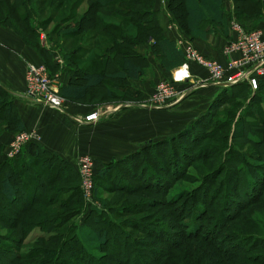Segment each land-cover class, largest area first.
Here are the masks:
<instances>
[{"label":"rangeland","instance_id":"rangeland-1","mask_svg":"<svg viewBox=\"0 0 264 264\" xmlns=\"http://www.w3.org/2000/svg\"><path fill=\"white\" fill-rule=\"evenodd\" d=\"M183 2L144 0L143 6L153 7L161 23L166 28L170 26V31L173 25L177 28L181 35L178 39L185 49H190L203 62L220 63L192 45L184 25ZM260 3L263 12L247 17L233 9V0H223L224 17L234 16L246 31L260 28L257 22L264 17V4ZM122 4L100 5L97 0H0V26L16 35L38 57L25 64V85L35 66H42L50 86L58 91L59 86L68 82L65 79L58 83L60 73L81 84V71L113 74L118 70L121 58L129 54L146 70L140 79L133 80L140 88L137 98L126 97L123 87L120 88L122 80L105 78L80 99L61 96V106H83L89 114L117 107L119 103L137 102L155 110L152 112L154 124L152 117L140 112L141 116L130 119L127 125L116 127L118 135L106 138L109 145L133 142L139 146L136 153L141 155L148 169L135 163L132 166L134 172L122 170L121 164H115V158H112L111 171L105 178L94 181L93 198L87 199L82 193V197H75L78 204L75 200L58 203L62 198L60 193L47 185L39 202L13 216L15 219L11 224L0 219V264H8V261L9 264H42L36 260L45 258V252H29L36 250L37 245L55 253L56 258L51 264H59L73 238L75 250H79L80 242L70 236L85 217V225L94 230H108L109 240L105 244L89 245L100 260L99 264H264V132L260 131L262 126H254L257 135L263 138L257 148L244 139L234 140L229 136L239 119H244L250 128L258 123L257 116L264 115V94L251 92L245 86L234 87L233 97L224 96L217 101V108L208 109L212 115L204 113L206 117H212L202 128L201 124L195 126L191 132L193 137L189 136L191 133L175 135L193 121L188 123L187 118L193 115L206 95L200 92L202 86H196L199 90L185 91L181 99L171 105L153 106L155 103L150 98L158 95L162 82L172 80L171 70L160 71L162 66L155 47L160 30H145L142 21L138 24L136 17L128 18ZM202 26L211 28L212 23L206 22ZM71 29L79 31L68 33ZM236 38L237 34H234L229 40ZM228 41L221 45L222 53ZM52 60L60 65L57 67ZM63 63L66 69H62ZM187 66V71L194 76L189 82L210 81V74L202 63L189 60ZM154 69L157 77L150 76ZM185 84L187 82L173 80L174 97ZM191 90L194 91L189 100L184 101ZM125 91L130 92L129 88ZM251 102L252 110L248 108ZM129 108L121 110L125 113ZM2 109L4 106L0 107V117L5 115ZM4 120H0V133L12 132L8 148L21 130H14ZM197 126L198 130L199 127L209 130V134L203 132L204 135L201 133L199 137L195 132ZM23 130L32 132L30 138L35 142L30 144L40 143L37 128ZM164 131L171 134L160 135ZM121 138L124 140L118 141ZM165 139L166 142H161ZM28 144L23 146L21 153ZM34 164L39 173V165ZM113 168L120 184L113 182ZM6 171L0 168V182ZM93 199L96 205L90 203ZM4 202L6 199L0 195V207ZM93 206L101 207V213L92 216ZM69 209L73 212L65 219L64 214ZM42 220L52 224L46 236L45 230L36 225L30 230L26 227ZM17 235L21 239L19 249L7 244Z\"/></svg>","mask_w":264,"mask_h":264},{"label":"trees","instance_id":"trees-1","mask_svg":"<svg viewBox=\"0 0 264 264\" xmlns=\"http://www.w3.org/2000/svg\"><path fill=\"white\" fill-rule=\"evenodd\" d=\"M97 2L100 5L118 4L120 2H123L122 5H124L125 7L124 12H128V18L133 19V17H136L135 19L138 24L139 21H142V23L145 25V30H160V34H158L155 40V47L160 59L159 62L166 70L172 69L174 68V66H179L184 62L185 59L182 50L180 48H177V46L175 45V41L169 39V37L167 36V28L165 27V24L163 25L161 23L159 14L152 9L153 7H144V0H97ZM233 2V9H235L237 13L243 12L245 15H247V17H255L263 12L260 2L264 4V0H233ZM222 3L223 0H184V25L187 32L193 37H204L206 33L210 32L211 28L217 24H226L227 27L228 20L230 18L227 19L224 17ZM133 5L134 7L130 8V6ZM206 22L212 23V27L206 28L202 26ZM76 31L79 30L71 29L68 33H75ZM123 37L126 38V36ZM52 62L57 67L60 65L53 60ZM62 69H66V64H62ZM145 72L146 70L140 63L135 62L134 58L130 57L129 54H126L121 58L118 70L113 74H107L105 72L97 71H81L79 75V79L82 82L81 84L76 83L73 79H71V76H69L68 82L64 85L59 86L58 93L65 98L80 99L86 95L88 89L99 85L104 81L105 78H110L115 80H122L123 83L120 85V88L123 87L122 91L125 92L126 97L136 98L138 97L139 91L130 89V81L140 79V77H142ZM238 86H245L250 91V87L245 83H237L224 86L222 90L217 95H215L213 100L209 103V106L204 113L208 115L209 113H211L212 115V112H208V109L210 107L214 108L218 106L217 101L222 99L224 96H226L227 98L233 97L235 94L232 95V88ZM126 88H129L130 92L125 91ZM255 91L264 94V84L262 85L261 83H259V87ZM257 100L259 103L261 102L260 97H258ZM252 105L253 104L251 102L250 106L248 107L250 108V110L254 109ZM3 106L4 109L2 110L4 111L5 115L4 117H0V120L5 119L4 121H6L14 130H23L21 122L17 120L18 117L11 100V95L0 85V107L3 108ZM204 113L187 125H190V127L186 126L181 131H178V133H176L175 135L184 134L187 136L194 130L196 125L201 124V128L202 126H205V121L212 116L210 115L209 117H206ZM256 120L258 121V123H256L255 125H251L252 128H250V126H246V124L244 123V119H239L238 121H236L230 130L229 136L231 137V139H244L245 141H247V143L253 145L256 148L257 146H260L263 143V138L257 135L258 130L257 128L255 129L254 126H262V128L260 127V131L262 130V132H264V115L263 117L257 116ZM201 128L199 127L198 130L197 126V131H195L199 135V137L201 133V136L204 135L203 132H206L207 135L209 134V130ZM197 134L195 136L196 138L198 137ZM175 135H173L172 137H174ZM189 136L193 137V133H191ZM222 138H224V136H222ZM166 141L167 140L165 139L161 142ZM156 145L158 147L161 146L159 145V143H157ZM136 152L121 159H115V164H121L122 170H130L132 172H134V168H132V166L135 165V163H138L140 167L142 166L143 169H148V167L142 161L143 159L141 155H137ZM131 159H136L137 161H132ZM113 161L96 170L94 178L95 183L97 182L96 178H105L106 174L111 171V168L114 165ZM34 162H36L40 167L39 173L35 170L36 168L34 169ZM1 167L7 170L0 182V195H2L4 199H6V202H4L3 206L0 207V219L3 220V222L6 224H11L13 219H15L13 218V216L19 215L21 212L28 210L29 208L33 207V205L38 203L41 195L45 194L47 185H52V187L55 188L54 190L57 193H60V197L62 198L58 203H61L63 201H76L75 197L82 194L79 185L80 178L77 170V165L73 166L71 163L62 159L55 153L42 148L39 144L29 143L26 146L25 155L20 152L10 159L6 158L5 160L0 161V168ZM112 172L113 182L115 184H120L117 171H115V169L113 168ZM149 173L150 172H148V174ZM60 182L61 184H59ZM247 185L252 186L253 184ZM82 196L83 195H81V197ZM54 201L57 200L54 199ZM75 204H78V202L76 201ZM100 204L102 206L104 205L103 202H101ZM92 210L93 212L90 213L93 216L100 214L101 212H99V210H102V208H97L95 206ZM72 212L73 210L71 209L67 210L64 214V218L67 219V217H69ZM102 217H104L105 219V216ZM85 218L80 222L79 228L74 229L75 232H72L73 234L70 236L71 238L75 237V239L80 242V246H78L79 250H75L76 242H74L73 238V240L70 241L67 246V254H63V257H61L59 264L100 263V260L98 259L96 254L92 252L91 248H89L91 247L89 245L99 246L105 244L109 240H107L108 230L107 228H105V230H94L92 227L85 225V221H87V219ZM35 225L45 230V236L47 235V233H49L50 228L52 227L51 221L43 220L40 222L37 221L36 224H30V226L26 227H29L28 230H30ZM21 229L24 230L23 228ZM17 237L19 236L17 235L12 238V242L7 241V244L12 245V247L15 249H19L18 241H20L21 239ZM41 247L42 246L37 245L36 250L32 249L29 252H45V258L36 260V262L42 261V264H51L56 258L55 253L48 252L47 248L43 249V247ZM80 250L81 252H79ZM73 251H76V254H73ZM30 254H28V256ZM117 263L121 264L120 262Z\"/></svg>","mask_w":264,"mask_h":264},{"label":"crops","instance_id":"crops-1","mask_svg":"<svg viewBox=\"0 0 264 264\" xmlns=\"http://www.w3.org/2000/svg\"><path fill=\"white\" fill-rule=\"evenodd\" d=\"M257 24L264 33V17L258 20ZM168 27L170 26H167V36L169 39L175 41L180 38L181 35L174 25L172 31ZM214 27L204 37H193L192 35H188V37L192 45L200 52L224 63L228 56L222 53L221 45L231 39L234 33L226 27V24H217ZM175 45L179 48L176 41ZM37 59V55L24 46L16 35L0 26V85L11 95V100L18 117L17 120L21 122L23 129L37 128L39 130V145L42 148L55 153L73 166L77 165L80 156L89 155L95 160L98 168L109 163L112 158L118 160L138 150L139 146L134 145L133 142L123 145H118L117 143L109 145L106 138L110 135H118L116 127L127 125L130 119L141 116L140 112L148 114L150 118L152 117V123L154 124L155 118L152 113L155 111L154 108H151L148 104L141 105L137 102H123L119 103L117 107H109L112 109L106 108L103 110L98 120L86 121L84 117L88 111L83 106L63 105L60 108H53L42 102L27 98L25 95V64L28 60L36 61ZM169 70H166L164 67L160 69V71L166 73ZM156 72L157 70L154 69L150 72V76L153 77L152 75H156L157 77ZM68 77L65 73H60L58 83L68 79ZM260 83L262 85L264 84V78ZM130 84L134 91L140 89L139 85H136L133 80L130 81ZM189 84L190 82L185 84V87ZM223 87L211 81H206L200 87L202 88L200 92L205 94L206 98H203L197 104L198 108L193 112V115L195 113L196 115L187 118L188 123L206 111L209 103ZM141 89L145 93V89L143 87ZM190 89L192 87L189 86L187 90L189 91ZM193 89H198V87ZM193 91L191 90L184 97V101L189 100V96ZM250 91L253 92L255 90L250 89ZM128 106L130 108L127 112H122L121 109ZM165 132L160 135L167 136L171 134V132ZM11 134L12 132L0 133V161L7 158L6 150L8 142L12 137ZM123 140L124 138H121L118 141ZM130 141H132V138ZM22 154L25 155V151Z\"/></svg>","mask_w":264,"mask_h":264},{"label":"built area","instance_id":"built-area-1","mask_svg":"<svg viewBox=\"0 0 264 264\" xmlns=\"http://www.w3.org/2000/svg\"><path fill=\"white\" fill-rule=\"evenodd\" d=\"M228 29L237 34L235 40H229L223 48V53L228 56L224 63L216 61L203 62L196 54L185 49L179 39H176V44L181 48L184 54V62L179 66L171 69L172 80H166L161 83L158 95L150 98L155 103L154 107H162L171 105L177 102L188 87L203 86L206 81L197 80L190 82L187 87L174 97L173 80H180L189 83L193 79V75L187 71V62L193 60L203 64L210 74V81L215 84H226L228 86L237 83L247 84L251 90H256L260 81L264 78V34L261 28L251 29L246 31L234 17L228 20ZM233 54V55H232ZM235 54V56H234ZM231 56V57H229ZM173 90V91H172ZM25 95L33 98L38 102H42L54 108H60L62 105V97L54 87L50 86L49 80L43 73L42 66L32 67V72L26 78ZM174 97V98H173ZM174 101V102H173ZM101 112H91L86 115V121L98 120ZM26 130H21L15 135L14 140L9 144L6 150L8 158L17 155L21 152L24 145L35 142L30 138V134ZM77 170L80 178V188L87 199L93 198L94 178L96 173V162L89 155H82L77 161ZM89 203V202H88ZM91 204L96 205L94 201Z\"/></svg>","mask_w":264,"mask_h":264},{"label":"water","instance_id":"water-1","mask_svg":"<svg viewBox=\"0 0 264 264\" xmlns=\"http://www.w3.org/2000/svg\"><path fill=\"white\" fill-rule=\"evenodd\" d=\"M218 85L223 86V85H226V84H218Z\"/></svg>","mask_w":264,"mask_h":264}]
</instances>
